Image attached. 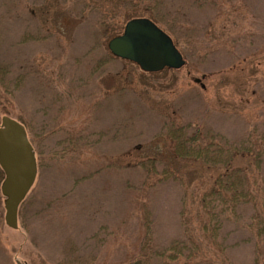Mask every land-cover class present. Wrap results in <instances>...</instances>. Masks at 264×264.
<instances>
[{"label": "rangeland", "instance_id": "obj_1", "mask_svg": "<svg viewBox=\"0 0 264 264\" xmlns=\"http://www.w3.org/2000/svg\"><path fill=\"white\" fill-rule=\"evenodd\" d=\"M151 17L180 70L146 73L109 51ZM4 116L24 127L37 172L16 228L0 186V264H264V0H0ZM173 124L259 151L256 203L210 198L208 216L180 182H158ZM201 174L182 175L198 199ZM196 208L219 227L211 243L190 225L197 255L183 223Z\"/></svg>", "mask_w": 264, "mask_h": 264}, {"label": "trees", "instance_id": "obj_2", "mask_svg": "<svg viewBox=\"0 0 264 264\" xmlns=\"http://www.w3.org/2000/svg\"><path fill=\"white\" fill-rule=\"evenodd\" d=\"M154 18L151 17L150 20ZM166 143V147L169 151V161L162 172V178H160L158 182L169 179L180 182L185 187L186 196L192 199L195 198L196 201H200L206 215L211 216V213L213 212L209 205L206 204V201L210 198H217L224 203L229 202L232 207L236 208L240 203H245L257 197H255V193L258 194L259 189L253 184V181L256 180L254 171H256L258 175L260 174L261 153L259 151L255 153L247 149L240 150L235 146H225V148L223 146L218 147L212 141L208 140V142H206L201 133H190L189 127L177 126L176 124L168 127ZM131 154V152L126 153L124 159L128 160L131 158ZM146 161L150 162L149 164H152V167H154V158H147ZM144 162V160H138L136 166H141ZM126 166L131 165L128 163ZM185 171H188L192 176H196L199 172H202L201 177L207 178V184L209 187L202 194L199 193V199L196 193L197 187L193 191L192 183H187L183 178L182 175L185 174ZM3 180L4 172L0 168V186ZM3 198L6 210V198L4 195ZM249 202L256 203V201ZM191 214L196 215L195 218H192ZM199 215L200 213L196 208L195 210H191V213H187L183 219L185 232L188 235V243L190 242L191 245L193 244L192 246L197 250L195 255L200 254V248L195 241V237L192 236L193 234L190 225L193 222H198L201 233L209 229L213 231L212 237H206L208 241L211 240V243L212 241H215L216 231L219 229L218 226L211 225L209 220H200ZM147 231L148 228L146 229L144 250L150 247L148 246L150 245V238L148 237L149 235L147 234ZM197 231L200 232L199 230ZM146 246H148V248ZM180 255L182 257L184 256L183 250ZM204 256L205 254L201 255V257Z\"/></svg>", "mask_w": 264, "mask_h": 264}, {"label": "water", "instance_id": "obj_3", "mask_svg": "<svg viewBox=\"0 0 264 264\" xmlns=\"http://www.w3.org/2000/svg\"><path fill=\"white\" fill-rule=\"evenodd\" d=\"M108 49L114 57L132 62L146 73L180 70L185 65L172 39L148 18L130 20L124 32L109 42ZM0 168L4 172L1 192L6 198V222L16 228L18 208L35 181L37 169L24 127L10 117L2 118L0 126Z\"/></svg>", "mask_w": 264, "mask_h": 264}]
</instances>
